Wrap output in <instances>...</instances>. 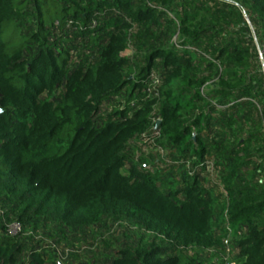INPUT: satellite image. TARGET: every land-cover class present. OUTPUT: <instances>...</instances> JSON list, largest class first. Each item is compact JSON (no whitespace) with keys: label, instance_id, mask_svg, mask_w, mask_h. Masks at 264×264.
<instances>
[{"label":"trees","instance_id":"1","mask_svg":"<svg viewBox=\"0 0 264 264\" xmlns=\"http://www.w3.org/2000/svg\"><path fill=\"white\" fill-rule=\"evenodd\" d=\"M73 1L0 0V206L14 217L8 223L72 228L121 206L173 241L124 248L110 264H204L187 250L219 246L222 259L228 222L238 264H264V0H98L91 12ZM78 20L91 46H105L94 64L71 68L69 29ZM131 31L134 78L122 56ZM159 67L160 99L134 111L135 93ZM122 93L124 108L98 117ZM156 103L159 142L179 159L199 166L215 152L228 163L236 157L223 178L227 206L214 210L197 177L166 190L144 169L123 172ZM22 250L0 233V264H17ZM30 258L44 263L40 252Z\"/></svg>","mask_w":264,"mask_h":264},{"label":"rangeland","instance_id":"2","mask_svg":"<svg viewBox=\"0 0 264 264\" xmlns=\"http://www.w3.org/2000/svg\"><path fill=\"white\" fill-rule=\"evenodd\" d=\"M74 1L77 2L78 7L84 12L93 11V7L98 2V0ZM108 14H105V16ZM170 14L169 18L173 16ZM113 16H121L126 21L128 20L122 13L115 11H113ZM97 17L99 20L104 18L101 14H98ZM98 18L95 17V20L98 21ZM69 30V35L73 40V45L69 47L71 52V68L86 67L97 62L100 51L104 48L105 43L99 47L91 46L87 42V37L82 35L85 29L80 24V20ZM110 30L113 31L111 28ZM133 34L134 31H131L128 36V49L122 54V56L129 58L132 62L133 70L128 72L129 76L131 75L130 78H134L135 76L134 69L136 68L133 64L139 59L132 41ZM174 41L180 46L178 38ZM258 53L260 61H262L261 55H263L264 61V47L260 48L259 46ZM164 72L162 67L152 72L143 91L135 93V98L129 105L131 109L136 111L141 105L160 99ZM52 94V98L58 97L60 91L55 90ZM138 95H141V103H138L140 98H136ZM126 101L127 99L123 93L118 97L109 99L103 104L98 117L112 116L116 109L121 110L124 108L127 104ZM158 108V103L152 104L151 121L147 129L134 139L130 148L126 150L128 159L123 172L129 174L134 166L142 170L144 169L155 176L160 183L165 184L166 190L177 187L182 188L186 185V182L187 184L192 183L193 178L197 177L199 186L204 191L205 196L213 201L214 210L219 211L222 205L227 206L228 202L225 195L227 187L223 178L229 175L231 164H235L236 157L232 156L233 160L228 163L227 161L218 159V154L215 152L214 156L207 158L199 166L195 165V161L192 159H179L175 148L161 145L159 142L161 120L158 119ZM231 143L236 144V138L232 139ZM261 146L264 148V142ZM226 153H224L225 156L227 155ZM258 156L259 154H256L255 158H258ZM261 165H264V159ZM243 174H245L246 180L251 182L252 176L244 171ZM234 181L236 182L237 180ZM6 211L11 212L9 209L0 206L1 234H8L6 225L14 219L13 216H8ZM224 216L227 217L226 211ZM221 226L229 232L227 234L228 239L225 242L227 246L224 254H229L232 263L238 264L239 249L230 233V226L228 222H222ZM2 227H5V229L2 230ZM22 228V234L14 236L23 248L17 264H29L31 261L30 255L34 251L43 254V264H110L118 256V252L124 248L136 249L152 243L170 248L173 241L164 233V228L160 224L151 220L144 221L138 219L132 216L125 207L121 206H113V210L108 211L102 217L94 215L85 217L82 224L78 223V225L72 226V228L58 223L57 226L42 224L37 229L34 226L30 227L28 225H22ZM221 232L222 235L223 231ZM217 247L218 249L206 250L190 247L187 251L191 255L196 253L201 255L204 264H221V261L227 255L222 257V259H218L219 256L217 255L219 253L222 254V252L219 251V246Z\"/></svg>","mask_w":264,"mask_h":264},{"label":"built area","instance_id":"3","mask_svg":"<svg viewBox=\"0 0 264 264\" xmlns=\"http://www.w3.org/2000/svg\"><path fill=\"white\" fill-rule=\"evenodd\" d=\"M261 60H262V66H263V70H264V61H263V55H261ZM227 195V194H225ZM7 229H8V234L10 236H15V235H20L23 232V228L22 225L17 223V222H13L7 225ZM223 264H233L230 255L228 254L227 256H225V258H223Z\"/></svg>","mask_w":264,"mask_h":264},{"label":"water","instance_id":"4","mask_svg":"<svg viewBox=\"0 0 264 264\" xmlns=\"http://www.w3.org/2000/svg\"><path fill=\"white\" fill-rule=\"evenodd\" d=\"M0 113H1V110H0ZM59 264H61V263H59Z\"/></svg>","mask_w":264,"mask_h":264}]
</instances>
